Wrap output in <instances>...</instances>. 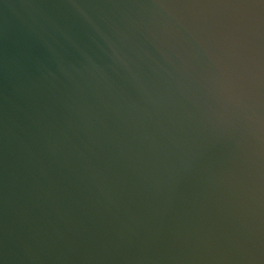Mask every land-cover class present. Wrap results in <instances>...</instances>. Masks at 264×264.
Returning a JSON list of instances; mask_svg holds the SVG:
<instances>
[{"label":"water","instance_id":"obj_1","mask_svg":"<svg viewBox=\"0 0 264 264\" xmlns=\"http://www.w3.org/2000/svg\"><path fill=\"white\" fill-rule=\"evenodd\" d=\"M0 264H264V0H0Z\"/></svg>","mask_w":264,"mask_h":264}]
</instances>
